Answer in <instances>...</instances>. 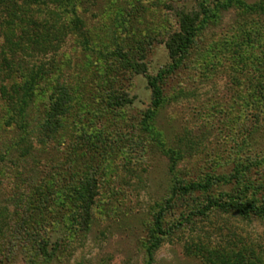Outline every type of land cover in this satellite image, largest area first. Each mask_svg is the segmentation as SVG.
<instances>
[{"label":"rangeland","instance_id":"obj_1","mask_svg":"<svg viewBox=\"0 0 264 264\" xmlns=\"http://www.w3.org/2000/svg\"><path fill=\"white\" fill-rule=\"evenodd\" d=\"M115 1L117 3L112 4L103 0L100 8L94 6L85 12L87 26L101 37L94 49L103 52L106 46L107 50L113 49L115 40L125 43L126 48L131 40L134 46L137 41H143L139 46L146 49L143 58L146 74L155 75L166 68L170 59L164 41L177 28L170 8L184 6L197 10L198 4L193 0ZM120 3L128 7L125 10H130V16L125 23L116 26L115 21L120 18L116 16V7ZM238 12L228 8L221 10L218 18L210 19L198 32L189 58L167 77L166 99L153 118L163 145L152 138L141 123L150 106L145 74L124 71L117 63H112L110 72L104 73L105 65L113 60L111 55L104 57L106 53L82 51L70 39L59 50L57 65L73 88L72 109L59 117L62 127L57 138L42 145L35 122L43 114L47 97L34 98L27 110L28 129L33 131L29 142L21 144L31 147L23 153L15 142L20 128L10 117L13 110L11 112L5 104L10 83L18 78L10 75L0 50V153L4 155L0 162V211L7 216L6 226L0 223V264H145L144 244L152 215L157 210L155 204L168 196L171 184L167 151L181 156L175 169L185 179L215 173L249 181V193L254 182L258 187L264 186V124L253 130L252 111L240 99L251 88L249 76L237 68L227 43L232 39V27H236L238 35L240 27L248 24V19ZM261 24L258 22L259 26ZM0 43L4 45L1 36ZM259 48L257 44L254 47ZM105 79L114 83L117 94L124 90L132 101L124 106H111L112 102L103 98ZM2 86L8 88L5 93L1 91ZM67 157L75 158L80 174L82 170L87 171L84 163L89 166L95 161L100 163L95 172L99 191L86 230L68 228L70 223L67 226L64 209L56 218L57 222L53 219L47 227L41 225L36 230L40 236L49 237L47 248L52 255L45 257L35 246L28 245L25 234L20 237L11 232L7 236L10 231L7 223L17 220L16 215L12 217L15 201L20 191L33 183L34 174L51 172L56 166L65 167L69 163ZM235 185L234 180L229 184L220 182L213 185L209 193L217 195L232 190ZM190 197L169 209L164 218L167 224L183 209L204 203L201 193ZM71 209V205L65 208L66 211ZM13 237L11 245L13 241L9 238ZM198 237L210 240L213 246L236 243L239 248L261 249L264 261V219L241 218L214 210L165 237L155 250L151 264H206L184 249L187 242H194Z\"/></svg>","mask_w":264,"mask_h":264},{"label":"trees","instance_id":"obj_2","mask_svg":"<svg viewBox=\"0 0 264 264\" xmlns=\"http://www.w3.org/2000/svg\"><path fill=\"white\" fill-rule=\"evenodd\" d=\"M109 1L112 4L117 3L115 0ZM193 1L198 4L197 10L187 9L184 6L170 8L177 25L176 30L168 34L164 41L170 63L155 75H151L146 74L147 65L143 61L146 49L144 46H139L143 41H137V45L134 46L131 40L126 44V48L125 43L115 40L113 49L107 50V46L105 52L94 49L95 43L100 41L101 37L87 26L85 12L92 10L94 6L100 8L104 3L103 0H0V36L4 42V45L0 43V50L3 52L2 60L10 75L18 78L10 83V94L5 101L8 109L11 112L13 110L11 119L20 128L19 138L15 141L16 146L23 153L27 151V147H31L21 144L29 142V134L33 131L28 129L30 120L27 110L38 95L47 97L43 114L35 122L39 130L37 133L39 142L45 145L59 135L62 127L59 117L72 109L73 88L63 70L57 65V56L61 53L59 50L70 39L74 46L82 51H96L100 55L106 53L104 57L111 55L113 60L107 66L105 65L104 73L110 72L112 63H117L124 71L145 74L150 89V106L145 110L141 123L143 129L163 145L160 133L154 128L153 118L166 99L165 81L189 58L196 44L198 32L208 25L210 19L218 18L221 10L228 8L239 10L238 15L248 19V24L240 27L238 35L235 34L236 27H232V39L227 40V43L233 60L238 64L237 68L241 69L242 74L248 73L251 88L249 93L245 96L241 95L240 99L248 106L247 109L252 111V119H250L254 128L252 129H258L261 123L264 124V0ZM127 8L121 3L117 4L116 16L120 18H117V22L115 21L116 26L127 21L126 17L130 16L128 15L130 10H125ZM260 21L262 24L259 26ZM256 44L260 46L259 50L254 49ZM3 47L5 49L2 50ZM39 59L42 60L36 63ZM233 69L236 71L235 68ZM103 84L105 86L103 98L111 101V106H124L132 101L124 90L117 94L116 86L108 79L103 80ZM6 90L8 88L2 86V93ZM2 98L4 99V95ZM167 153L170 157L171 184L168 196L155 204L157 210L152 215L147 232L148 238L144 244L145 264L152 263L154 252L165 237L193 223L196 217H207L214 210L241 218L264 219V186L258 187V184L254 182L251 184L253 190L249 193V181H242L241 178L238 179V176L231 178V176L225 177L215 173H210L203 178L185 179L179 176L175 169L178 158L181 156L175 155L174 151H167ZM3 159L4 155L0 153V162ZM74 161L75 158L70 157L65 167L56 166L51 172L35 173L33 183H30L28 188L25 186V191L19 190L20 196L15 201L16 209L12 214V217L16 215L18 218L14 222L7 223V230L10 229L6 233L7 236H10L11 232H15L20 237V234H25L28 245L35 246L42 255L50 257L52 254H49L50 248H47L49 237L45 234L40 236L36 231L41 225L47 227L53 219L57 222L56 218L64 209L67 226L70 223L68 228L86 230L89 227L92 206L99 191V179L95 177V172L100 163L95 161L91 166L86 165L87 162L84 163L87 171L82 170L80 174V168L76 166L78 162L75 161L74 166ZM233 180L237 182V185L232 190L219 192L217 195L209 193L213 185L220 182L229 184ZM193 193H201L204 203L193 204L194 206L183 209L167 224L164 218L169 209L177 206L179 201L189 199ZM68 205H71L73 209L66 211L65 208ZM6 218L4 212L0 211V223L5 226ZM30 226L31 228L28 229ZM14 238L9 240L13 241ZM195 239L196 241L185 244V252L199 256L206 264H264L261 249L257 250L251 246L248 248L245 245L239 248L236 243L228 245L218 243L213 246L212 242L204 237ZM13 243L14 241L10 244Z\"/></svg>","mask_w":264,"mask_h":264}]
</instances>
